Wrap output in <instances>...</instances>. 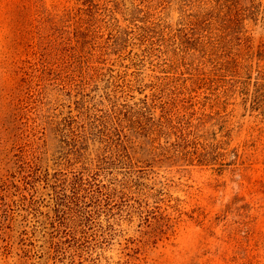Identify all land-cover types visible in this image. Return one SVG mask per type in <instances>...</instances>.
Here are the masks:
<instances>
[{
    "label": "rangeland",
    "instance_id": "374dc122",
    "mask_svg": "<svg viewBox=\"0 0 264 264\" xmlns=\"http://www.w3.org/2000/svg\"><path fill=\"white\" fill-rule=\"evenodd\" d=\"M227 1L0 0V264H264V0Z\"/></svg>",
    "mask_w": 264,
    "mask_h": 264
},
{
    "label": "trees",
    "instance_id": "16d2710c",
    "mask_svg": "<svg viewBox=\"0 0 264 264\" xmlns=\"http://www.w3.org/2000/svg\"><path fill=\"white\" fill-rule=\"evenodd\" d=\"M219 5L220 6L218 7H213L212 11H208L201 15L195 20V22H243L245 15L247 16V14H244L243 12L248 11V9L237 8L233 3L228 2L227 0L221 1ZM253 13L254 12H252V14ZM243 42L246 48L250 50V39L245 38ZM262 47H264V43L261 45V48ZM259 50L260 54L264 55V51L262 49ZM262 76H264V72H262Z\"/></svg>",
    "mask_w": 264,
    "mask_h": 264
}]
</instances>
